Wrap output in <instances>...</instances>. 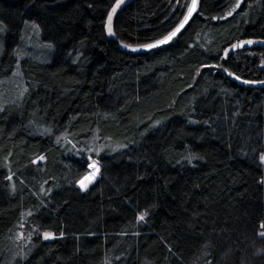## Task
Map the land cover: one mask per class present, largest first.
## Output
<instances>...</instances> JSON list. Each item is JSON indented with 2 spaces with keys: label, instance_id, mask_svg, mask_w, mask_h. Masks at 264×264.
<instances>
[{
  "label": "trees",
  "instance_id": "1",
  "mask_svg": "<svg viewBox=\"0 0 264 264\" xmlns=\"http://www.w3.org/2000/svg\"><path fill=\"white\" fill-rule=\"evenodd\" d=\"M190 2L0 0V264H264V0L122 49Z\"/></svg>",
  "mask_w": 264,
  "mask_h": 264
},
{
  "label": "water",
  "instance_id": "2",
  "mask_svg": "<svg viewBox=\"0 0 264 264\" xmlns=\"http://www.w3.org/2000/svg\"><path fill=\"white\" fill-rule=\"evenodd\" d=\"M192 5H193V0H191L188 10L192 7ZM198 6H199V0H195V10L192 11V14L190 17H188V11H187L184 18L182 19V21L177 25V27L173 31H171L169 34H167L163 38H161L155 42H152L150 44H147V45L155 44V45H157L156 47L149 48V47H147V45L136 46V47L122 45V49H124L125 51L133 52V53H141V52L153 51L157 48H160V47H163L165 45L170 44L176 38H178L184 32V30L187 28V26L191 22L192 18L196 14V12L198 10ZM185 17H188L186 23L184 22ZM181 24H183V27L180 28V31L177 32V34L174 37H172L171 40H169L167 43H160V41L165 40L166 37L170 36L172 32H174L178 27H180ZM247 41H252V43L251 44L246 43ZM246 50H264V40H259V39H242V40H239V41L233 43L231 46H229L226 49V56L229 57L232 54H234L235 52L246 51Z\"/></svg>",
  "mask_w": 264,
  "mask_h": 264
},
{
  "label": "snow or ice",
  "instance_id": "3",
  "mask_svg": "<svg viewBox=\"0 0 264 264\" xmlns=\"http://www.w3.org/2000/svg\"><path fill=\"white\" fill-rule=\"evenodd\" d=\"M118 6H119V5H117V7H118ZM194 10H195V0H193V5H192V7L188 10V17L191 16L192 11H194ZM113 11H115V9H113ZM188 17H185V20H184L185 23L187 22ZM111 19H112L111 16H109V18H108V29H109V32H110V33H111ZM182 27H183V24H181L180 27H178L174 32H172L170 36L166 37L165 40L160 41V43H167L169 40L172 39V37H174V36L177 34V32L180 31V28H182ZM246 43L251 44L252 41H247ZM156 46H157V45H155V44L147 45V47H149V48L156 47ZM93 167H95V164H93ZM97 171H98V169H97ZM81 186H82V187H86V185H85L83 182H81ZM143 218H144L143 216L140 217V219H143ZM45 238H46V239H47V238H50V234H45Z\"/></svg>",
  "mask_w": 264,
  "mask_h": 264
},
{
  "label": "rangeland",
  "instance_id": "4",
  "mask_svg": "<svg viewBox=\"0 0 264 264\" xmlns=\"http://www.w3.org/2000/svg\"><path fill=\"white\" fill-rule=\"evenodd\" d=\"M93 164H95V167H93ZM98 172H99V164L95 160H91L88 174L79 182L80 187L82 189L88 188V186H90L93 183V181L96 179ZM81 182H83L86 185V187H82ZM51 237L52 236L50 235V238Z\"/></svg>",
  "mask_w": 264,
  "mask_h": 264
}]
</instances>
